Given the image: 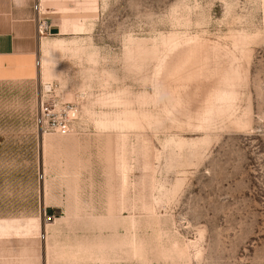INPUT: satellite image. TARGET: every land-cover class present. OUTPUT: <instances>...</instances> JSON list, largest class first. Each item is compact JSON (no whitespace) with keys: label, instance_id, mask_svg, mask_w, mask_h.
Returning <instances> with one entry per match:
<instances>
[{"label":"rangeland","instance_id":"374dc122","mask_svg":"<svg viewBox=\"0 0 264 264\" xmlns=\"http://www.w3.org/2000/svg\"><path fill=\"white\" fill-rule=\"evenodd\" d=\"M70 10L0 91V264H264V0Z\"/></svg>","mask_w":264,"mask_h":264},{"label":"crops","instance_id":"0c3cea01","mask_svg":"<svg viewBox=\"0 0 264 264\" xmlns=\"http://www.w3.org/2000/svg\"><path fill=\"white\" fill-rule=\"evenodd\" d=\"M38 3L41 12L35 11ZM70 8L71 0H0V91L13 84L39 83L47 32L61 31L63 21L71 20ZM41 23L48 27L42 36Z\"/></svg>","mask_w":264,"mask_h":264},{"label":"built area","instance_id":"2783aa9c","mask_svg":"<svg viewBox=\"0 0 264 264\" xmlns=\"http://www.w3.org/2000/svg\"><path fill=\"white\" fill-rule=\"evenodd\" d=\"M35 11L41 12L40 3L35 6ZM48 31L45 24L39 25V33L42 36ZM40 63H38V66ZM40 112L38 126L43 134H56L68 136L71 134V122L76 119V111L68 106L58 105L52 102L53 95H57L55 87L49 83H42L40 89Z\"/></svg>","mask_w":264,"mask_h":264}]
</instances>
